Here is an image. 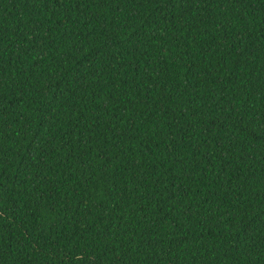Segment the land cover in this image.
I'll return each instance as SVG.
<instances>
[{
	"label": "trees",
	"instance_id": "16d2710c",
	"mask_svg": "<svg viewBox=\"0 0 264 264\" xmlns=\"http://www.w3.org/2000/svg\"><path fill=\"white\" fill-rule=\"evenodd\" d=\"M0 264H264V0H0Z\"/></svg>",
	"mask_w": 264,
	"mask_h": 264
}]
</instances>
